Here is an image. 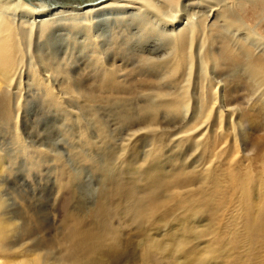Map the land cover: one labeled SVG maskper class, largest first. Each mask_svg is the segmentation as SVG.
<instances>
[{
	"label": "bare ground",
	"instance_id": "1",
	"mask_svg": "<svg viewBox=\"0 0 264 264\" xmlns=\"http://www.w3.org/2000/svg\"><path fill=\"white\" fill-rule=\"evenodd\" d=\"M257 5L263 6L264 0H0V121L5 120L12 87H18L23 77L30 81L32 73L31 84L36 87L53 83L62 95L71 98L75 92L81 97L85 105L72 107L83 113L87 125H92L88 119L91 109L99 104L111 114L106 125L98 121L106 130L116 132L110 126L117 124L120 131L147 133L131 144L137 149L129 152L126 170L120 169L109 143L94 141L101 147L102 170L107 175L94 207L90 210L79 203L78 212L84 209L97 231L88 230L78 240L68 241L63 255L46 250L38 261L17 254L20 256L11 259L12 255L1 264H119L129 248L120 253L106 248L108 235H114L112 244L119 243L112 218L118 214L129 220L141 216L147 223L153 216L146 215V207L156 206L161 183L171 175L165 161H172L173 155L148 161L151 153L144 152L158 120L161 132L174 129L194 135L205 132L206 127L213 132L214 123L227 119L234 142L239 143L240 161L235 172L216 168L213 187H222L217 178H264V167L257 168L264 152V136L259 133L264 131V123L245 125L254 119L251 112L255 108L264 110V43L240 16ZM63 33L70 47L80 39L81 51L87 53L83 67L75 66L72 72L67 57L62 60L53 52L48 56L39 53ZM228 81L233 89H227ZM240 83L243 87L238 90ZM238 98L244 101L242 105L235 103ZM210 115L213 124L205 126ZM180 144L186 145L181 162H187V168L186 164L179 166L189 170L185 182L194 185L195 178H200L203 183L209 161L194 159L195 141L177 142L175 147ZM3 162L0 157V175L4 174ZM109 186L120 203L107 204ZM68 195L66 202L72 198ZM205 203L206 208L213 200L208 196ZM247 208L252 213L246 216L244 227L254 238L259 228L253 227L262 225L255 220L261 203ZM3 209L0 195V241L9 239L0 245V251L15 254L23 229L4 218ZM164 215L168 217L160 218L156 225L138 226V235L146 238L145 264H153L156 256L168 259L172 254V262L180 264V254L191 242H186L187 234L194 236L199 228L194 214L177 225L170 224V210ZM163 227L167 228L161 234L156 232ZM32 247L42 249L38 243ZM190 254L197 264L215 260L211 251Z\"/></svg>",
	"mask_w": 264,
	"mask_h": 264
},
{
	"label": "rangeland",
	"instance_id": "2",
	"mask_svg": "<svg viewBox=\"0 0 264 264\" xmlns=\"http://www.w3.org/2000/svg\"><path fill=\"white\" fill-rule=\"evenodd\" d=\"M175 2L177 4L178 1ZM246 9L247 12L240 13L243 23L246 27L253 28L264 43V5H257L253 11ZM63 34L52 40L50 48L39 53L48 56L53 52L62 60L67 57L71 62L69 69L72 72L75 66L83 67L81 63L85 61L87 53L81 51L80 39L70 47L66 34ZM105 62L102 61V64H106ZM23 70L28 72L26 65ZM227 73L222 75L223 78ZM30 76L31 79L35 78L32 73ZM31 79L27 81L23 77L18 87H12L5 120L0 121V157L4 158V174L0 175V195L4 201L2 211L4 218L10 219L16 227L24 230H21V239L14 247L17 249L15 254L0 251L1 262L13 255L12 259L17 254L21 258L37 257L35 259L39 261L46 250L56 256L63 255L68 241L78 240L88 230L97 231L98 226L85 215V210L78 212V205L81 203L90 210L94 207L97 193L102 188L101 181L107 175L102 170L101 147L94 141L109 143L107 146L113 149L120 169L126 170L129 152L137 149L131 144L147 134L120 131L117 124L110 126V130L115 129L116 132L106 130L98 121H104L106 125L111 114L104 105L99 104L91 109L88 119L92 121V125H87L83 113L72 107L84 104L83 99L75 92L70 98L60 93L58 85L46 83L36 87L31 84ZM229 82L228 90L233 87ZM88 83L90 82L86 84ZM237 87L241 90L243 85L240 83ZM46 93L49 96H45ZM234 101L240 105L244 103L241 98ZM257 108L251 112L254 119L245 121L246 126H252L251 122L258 126L264 123V110L259 111ZM212 120L210 115L209 120H205V126L213 124ZM160 123V120L155 123L157 126L149 134V146L144 152L147 150L146 154L151 153L148 161L153 158L164 160L165 155H173L174 159L165 161L171 175L161 183L156 206L146 207V215L151 214L153 218L143 223L141 216H135L133 220L121 214L114 216L111 227L116 230L119 243L112 244L114 235H108L106 248H111L116 253L123 252L126 246L129 248L127 256L119 264H145L143 249L146 238L138 235V226L147 228L153 223L156 225L160 218L163 221L168 217L164 214L166 210H170V224L177 225L181 221L184 223L189 214L198 218L199 228L194 234L196 240L192 239L193 235L187 234L186 242H191L185 245L184 252L180 254V264H197L190 253L194 256L195 253L201 254L202 250L204 253L211 251V258L215 260L210 264H264V178H217L221 180L222 187H213L216 168L218 171L235 172L240 161L239 143L234 142L227 119L221 118L218 123H214L217 127L213 132L206 127L205 132L197 131L194 135L175 132L174 129L166 130L168 133L161 132ZM259 133L264 136V131ZM188 139L195 141L194 159L209 161L205 165L208 171L203 183H199L200 178H195L194 185L185 182L189 170L179 168L180 164H186L187 168V162H181L186 145L175 147V144L188 142ZM262 154V159L257 162L259 171L264 167V152ZM187 158L190 159L188 162L192 159L190 154ZM244 183H247L245 188ZM139 185L144 187L145 182H139ZM111 190L109 186L106 191L107 204L120 203L119 197ZM68 194L70 198L72 194V198L66 202ZM208 196L213 203L205 208ZM255 203H261L255 220L262 225L253 227L259 228L257 236L253 238L246 234L250 229L246 230L244 225L246 216L252 213L247 206ZM166 228L156 232L161 234ZM8 240H1L0 245L4 246ZM36 243L42 249L32 250ZM173 256L175 255L172 254L168 259L156 256L153 264H174Z\"/></svg>",
	"mask_w": 264,
	"mask_h": 264
}]
</instances>
